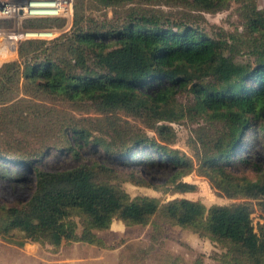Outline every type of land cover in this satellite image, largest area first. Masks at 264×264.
Instances as JSON below:
<instances>
[{
	"label": "trees",
	"instance_id": "1",
	"mask_svg": "<svg viewBox=\"0 0 264 264\" xmlns=\"http://www.w3.org/2000/svg\"><path fill=\"white\" fill-rule=\"evenodd\" d=\"M88 1L114 9L135 0H75L69 32L21 42L18 59L0 68V159L27 166L36 180L29 201L0 204V239L19 246L31 241L54 248L63 242L103 247L96 232L110 229L114 220L157 233L168 224L224 247L219 264H264V224L256 228L252 219L254 202L264 211V168L239 156L248 134L259 133L264 141V9L245 0L243 33L229 42L190 24L166 25L134 13L121 24H100L87 14ZM168 1L215 14L231 0ZM65 22L28 19L23 28L61 29ZM0 27L11 29L14 22L0 21ZM240 51L250 60L238 62ZM180 95L192 101L173 112ZM66 108L103 119L77 118ZM121 113L141 121L142 128ZM185 119L216 125L215 133L197 135L193 158L173 148L177 137L170 124ZM31 139L43 141L36 156L29 154ZM140 149L154 154L146 163L171 171L163 185L113 168L116 158L133 160ZM98 152L105 159L86 158ZM52 155L73 165L41 169ZM240 165L253 167L258 178L240 176ZM193 173L239 202L207 208L185 198H132L123 188L131 183L164 195L192 193L197 186L184 179Z\"/></svg>",
	"mask_w": 264,
	"mask_h": 264
},
{
	"label": "rangeland",
	"instance_id": "2",
	"mask_svg": "<svg viewBox=\"0 0 264 264\" xmlns=\"http://www.w3.org/2000/svg\"><path fill=\"white\" fill-rule=\"evenodd\" d=\"M75 1V0H74ZM89 2V1H88ZM245 0H231L227 7L215 14L198 11L185 3L171 2L168 0H135L126 7L104 8L97 2L92 1L87 5L86 12L98 23L121 24L129 13L139 16L155 17L166 25L190 24L199 27L213 39H226L231 42V35L243 33V20L241 9ZM257 8L264 9V0H256ZM74 11L71 20H66L63 28L58 29L56 36L69 32L73 26ZM70 24V25H69ZM9 29V28H6ZM16 54L10 58L0 57V68L18 59V48ZM238 62L250 60L249 56L243 55V51L236 56ZM192 98L188 95H180L173 104V112H180L190 104ZM63 109V108H60ZM69 112L71 109L66 108ZM77 118H91L94 121L103 119L94 112L76 111L73 113ZM120 116L140 126L141 121L121 113ZM203 119L191 121L189 119L172 123L170 126L176 133L174 149L181 151L189 157H194L192 144L197 140V135L213 134L216 125ZM150 136L154 133L146 130ZM29 154L36 156L42 149L41 139L30 141ZM154 158L150 150H138L133 160L116 158L117 163H111L113 168L123 175L136 173L152 185H163L171 175V171L156 165H150L145 161ZM239 156L248 159L252 165L264 168V141L258 133L247 135ZM88 160L102 161L105 159L103 153L87 154ZM161 161V157L158 162ZM73 163L67 157L52 155L44 158L41 169L48 171L62 170L72 166ZM235 172L240 176L256 180L258 173L253 167L240 165ZM185 182L197 186V190L185 194L164 195L146 187H138L131 183H123V188L132 198L137 196H150L170 201L173 199H189L202 202L207 208L214 205L228 206L239 202L231 200L218 193L205 178L192 175L184 179ZM36 188L34 171L21 163L11 160L0 159V204L15 206L26 203L32 197ZM255 211L252 215L253 223L257 228L264 224V211L254 202ZM82 227L78 226L77 234L81 235ZM96 235L104 242L103 247L87 243H65L61 247L41 246L38 243L24 241L23 246L9 243L0 239V264H219L220 255L227 252L221 245L201 238L191 231L180 227L163 224L159 233L151 226L127 227L122 222L114 220L110 229L97 231ZM17 241H23L20 234L16 235Z\"/></svg>",
	"mask_w": 264,
	"mask_h": 264
},
{
	"label": "built area",
	"instance_id": "3",
	"mask_svg": "<svg viewBox=\"0 0 264 264\" xmlns=\"http://www.w3.org/2000/svg\"><path fill=\"white\" fill-rule=\"evenodd\" d=\"M74 0H0V21L11 20L14 27L11 29L0 27V36L7 39L9 49L17 52L19 44L27 40H54L59 37L57 28L44 30H27L23 23L28 19H63L71 20L73 16ZM35 33L28 36V33ZM42 32H51L50 36L41 35ZM21 33L23 36L16 37ZM40 33V34H39ZM44 34V33H43Z\"/></svg>",
	"mask_w": 264,
	"mask_h": 264
},
{
	"label": "bare ground",
	"instance_id": "4",
	"mask_svg": "<svg viewBox=\"0 0 264 264\" xmlns=\"http://www.w3.org/2000/svg\"><path fill=\"white\" fill-rule=\"evenodd\" d=\"M33 34H35V33L30 32V33H28V36L29 35L32 36ZM50 34H51V32H42L41 33V35H43V36H50ZM22 36L23 35L21 33L16 34L17 38H20ZM9 48L10 47L8 45L7 39L5 37L0 36V57L2 59L10 58L16 54L15 52H12Z\"/></svg>",
	"mask_w": 264,
	"mask_h": 264
}]
</instances>
